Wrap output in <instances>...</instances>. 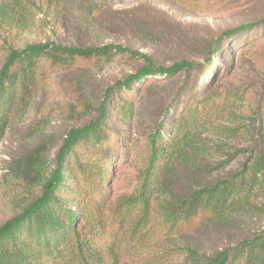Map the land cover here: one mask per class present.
Returning a JSON list of instances; mask_svg holds the SVG:
<instances>
[{
  "label": "trees",
  "instance_id": "trees-1",
  "mask_svg": "<svg viewBox=\"0 0 264 264\" xmlns=\"http://www.w3.org/2000/svg\"><path fill=\"white\" fill-rule=\"evenodd\" d=\"M177 1L202 10L227 0ZM63 4L64 0H0V30L26 28L33 9L56 12ZM5 35L0 142L8 125L26 113L53 73L79 64L102 66L123 53L142 62L105 89L91 121L67 131L52 163L44 141L13 165L24 195L19 211L0 224V264H122L137 231L147 226L156 210L172 235L207 220L261 212L264 151H250L237 171L195 185L186 194H174L168 186L180 170L195 177L202 173L197 158L203 151L204 133L219 127L241 131L244 123L234 112L241 94L205 93L200 78L189 84L188 77L207 75L216 58L230 61L232 44L227 42L231 39L238 38L233 46L239 48L237 55L264 42V16L222 31L206 45L205 61L179 60L168 66L120 44L81 47L45 41L15 47ZM175 75L183 76L184 83L160 107V119L152 124L143 144L129 142L120 128L133 120L137 101L151 91L154 81ZM224 119L233 125H219ZM257 122L261 127L263 119L258 116ZM127 157L137 160L136 173L127 178V189L114 195L110 180ZM204 168L203 172L211 171L207 165ZM186 251L189 264H264V231L212 255L193 247Z\"/></svg>",
  "mask_w": 264,
  "mask_h": 264
},
{
  "label": "rangeland",
  "instance_id": "rangeland-1",
  "mask_svg": "<svg viewBox=\"0 0 264 264\" xmlns=\"http://www.w3.org/2000/svg\"><path fill=\"white\" fill-rule=\"evenodd\" d=\"M263 16L264 0H227L202 10L177 0H64L56 12L33 9L26 28L12 32L0 30V66L5 34L15 47L45 41L81 47L113 43L137 49L159 65L168 66L179 60L203 62L206 45L212 44L222 31ZM235 39L227 42L232 44L230 61L228 57L216 58L207 75L194 73L188 77V83L198 77L205 93L238 91L242 97L234 112L244 124L237 133L221 127L204 133L203 151L197 158L199 165H203L202 173L195 177L178 171L168 186L174 194L183 195L195 185L225 177L239 169L250 151H264V141L259 138V132L264 134V42L237 55L239 48L233 46L239 41ZM141 62L123 53L108 64L98 67L79 64L48 78L46 87L26 113L8 125L0 142V224L19 211L24 195L12 171L13 165L44 141L52 163L67 131L91 121L98 114V103L105 89L134 71ZM182 83L184 77L180 75L153 82L151 91L137 101L133 120L120 128L129 142L136 146L143 144L152 124L160 119V107ZM258 116L263 119L261 127ZM219 125L233 124L224 119ZM135 160L127 157L113 173L110 181L114 195L127 189V178L136 173ZM204 165L211 167V171L203 172ZM259 205L262 208L259 214H233L220 220H207L175 235L163 225L156 210L147 226L137 231L135 243L122 264H189L188 247L212 255L234 246L264 231V195Z\"/></svg>",
  "mask_w": 264,
  "mask_h": 264
}]
</instances>
